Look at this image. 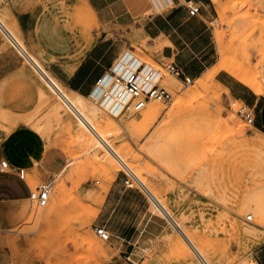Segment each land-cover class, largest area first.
<instances>
[{
    "label": "rangeland",
    "instance_id": "obj_1",
    "mask_svg": "<svg viewBox=\"0 0 264 264\" xmlns=\"http://www.w3.org/2000/svg\"><path fill=\"white\" fill-rule=\"evenodd\" d=\"M212 2L216 18L210 25L216 62L192 78L189 84L164 72L161 85L172 93V100L168 103L155 101L163 108L158 117L144 119V108L138 113L121 114L113 119L94 105L88 94L82 95L104 119L120 128L119 134L108 139L113 149L111 153L102 144H97L90 131L86 133L93 142L84 141L86 130L75 124V115L21 52L44 92L38 95L35 109L4 114L7 123L0 126V141L18 129L37 133L42 139L43 157L35 158V167L32 164L21 167L26 171L25 180L30 189L50 178L55 181L43 209L30 199L0 208V215L7 210L14 211V205H20L21 210L20 215L15 212L10 215L11 220L5 224L0 222V264H107L110 261L118 264L113 258L112 241L100 240L94 233L93 224L106 216V213L101 214V204L110 183L116 181L123 187L124 165L142 183L141 187L134 188L141 200L136 198L124 203L133 211V221L139 218L140 210L149 207L150 213L165 220L167 230L152 240L139 241V237H135V252L126 254L122 264H198L197 255L175 229L168 214L183 223L185 232L192 235L195 244L205 249L215 263L242 264L253 258V249L264 242V212L254 214L244 201L258 198L264 209V155L257 156L258 151L244 145L240 135L264 139V125L259 124L260 116L264 117V95L255 94L226 70L219 71L225 73L223 76L228 81H236L259 97L253 108L255 123L251 125L237 113L247 104L237 100L219 81L217 74L206 89L199 86L209 70L223 65L259 83L264 92V0ZM143 3L140 16L155 14L149 0H143ZM0 19L4 22L1 14ZM0 32L4 34L1 29ZM130 39L131 46H125L120 53L133 48L144 61L156 65L159 47L147 46L135 34ZM24 47L45 69L42 61ZM66 88L64 86L65 92L72 98ZM189 91L200 94L187 100L184 96ZM59 105L73 116L69 113V118L56 125L54 110ZM39 122H52L58 133L52 131L56 135L51 133L50 138H42L33 128ZM117 151L123 161L117 158ZM44 154L53 157L54 167L47 165ZM96 155L106 158L100 159ZM14 168L16 166L12 165L9 169ZM58 187H61L60 200L56 202L54 197ZM247 215H251L250 220L246 219Z\"/></svg>",
    "mask_w": 264,
    "mask_h": 264
},
{
    "label": "crops",
    "instance_id": "obj_2",
    "mask_svg": "<svg viewBox=\"0 0 264 264\" xmlns=\"http://www.w3.org/2000/svg\"><path fill=\"white\" fill-rule=\"evenodd\" d=\"M149 1L155 14L147 16H140L143 0H0V14L28 50L42 61L45 70L80 95L88 94L122 48L131 46L133 34L147 46L159 47L155 58L173 61L191 78L216 62L210 25L216 18L212 0H170L162 9L159 3ZM188 1L200 7L197 15L188 14ZM223 74L217 73L219 81L237 100L254 108L259 97L236 81H228ZM42 92L44 88L26 64L25 56L0 32L2 111L8 114L35 109ZM259 124L264 125L262 115ZM36 157H43L42 139L30 129H18L0 141V160H7L11 166L29 167ZM28 191V185L14 173L1 174L0 208L29 199ZM136 198L141 200L136 189L124 184L122 187L116 181L110 183L101 204V214L106 216L93 224L108 231L107 241H112L113 258L118 264H122L126 254L135 252V237L139 241L152 240L167 230L165 220L150 213L149 207L140 210L139 218L133 221V211L124 203ZM13 209L0 215L1 223L10 221L14 212L20 215V205ZM253 258L264 264V242L253 249Z\"/></svg>",
    "mask_w": 264,
    "mask_h": 264
},
{
    "label": "built area",
    "instance_id": "obj_3",
    "mask_svg": "<svg viewBox=\"0 0 264 264\" xmlns=\"http://www.w3.org/2000/svg\"><path fill=\"white\" fill-rule=\"evenodd\" d=\"M160 9L167 6L170 0H152L153 3H160ZM186 8L190 16L199 13L200 7L192 2L186 3ZM164 72L176 79H181L184 84H189L192 78L185 75L183 70L173 61L167 59L159 60L156 65L144 61L137 55L133 48H129L119 53L114 62L95 81L88 97L91 102L104 110L108 114H134L143 110L152 101L168 103L172 100V93L161 82ZM239 116L248 124L255 123V112L253 108L244 104L237 110ZM5 160L0 161V175L14 173L18 179L26 182V171L21 167L12 170ZM122 174L123 184L126 188L141 187L140 181L133 171L124 165ZM54 179L50 178L39 183L34 189L28 191V198L35 205L43 209L48 202ZM28 185V184H27ZM246 219L250 220L248 215ZM95 235L103 241L109 239V233L103 226L94 227ZM107 264H115L110 261Z\"/></svg>",
    "mask_w": 264,
    "mask_h": 264
},
{
    "label": "bare ground",
    "instance_id": "obj_4",
    "mask_svg": "<svg viewBox=\"0 0 264 264\" xmlns=\"http://www.w3.org/2000/svg\"><path fill=\"white\" fill-rule=\"evenodd\" d=\"M152 1V0H151ZM86 3V2H85ZM157 4V3H156ZM163 4L162 1H160L159 6ZM82 5V4H81ZM80 5V6H81ZM158 6V5H156ZM79 7V5H78ZM77 7V8H78ZM12 15V14H11ZM13 17V16H12ZM13 21V18H12ZM0 29L1 31L4 33V35L11 40L20 50L21 52L27 57V60L30 61V64L32 65L33 69L35 71H37V73H39L40 77L42 78V80L44 82L47 83V85L50 87V89L57 95V97L62 101V103L75 115L76 117V121L75 124L77 126H82L86 131H84L83 134V139L85 142L87 143H92V138L86 133L88 131H90L93 134V138L95 139V141H97V144L100 145L102 144L104 147H106L109 152H113V149L111 147V145L108 142V139L113 136V135H117L120 133V128H117L114 123L109 120V119H104L102 117V115L95 109V107L93 108L92 106L88 105L86 103L87 98L76 93L73 92L71 90H68L72 93L73 97L70 98L69 95H67V93L64 90V85L54 76H50L47 74L46 70L42 68L41 64L34 59V57L30 56L28 54V51L25 49L24 44L21 40V36L19 37L7 24L6 22L2 21L0 19ZM13 31V32H12ZM79 44V43H78ZM77 45V44H76ZM220 70H226L234 79L238 80L239 82H241L244 86L248 87L252 92H254L257 95L263 96L264 92L262 90V87L259 83H255L251 78H249L246 75H242L239 72L235 71V70H231V69H227L225 68L223 65H217L214 68H212L211 70H209L204 78L200 81V86L201 89H206L207 88V84L210 80H213V76L215 74H217ZM52 75V74H51ZM63 87V88H62ZM191 88V87H190ZM67 89V88H66ZM205 93V91H204ZM200 92L196 93L193 91H189L186 93V95L184 96L185 99L189 100L193 97H196L197 95H199ZM200 98V97H199ZM194 101V100H193ZM1 97H0V105H1ZM153 102V101H152ZM148 103L146 108V113L143 114L144 115V119H154L156 117H158L161 112H162V106L159 105L158 103H156L155 101L152 103ZM181 103V102H180ZM179 103V104H180ZM175 104V103H174ZM181 106V105H180ZM174 107V106H173ZM176 107V106H175ZM69 111V113L71 114V112ZM5 112V111H4ZM2 111V109L0 108V126H5L4 122L6 121L4 117V113ZM69 113L64 109V107L62 105H59L57 108H55L54 110V115H55V122L56 125H60V123H62L64 121V119H67L70 117ZM72 115V114H71ZM141 115V114H140ZM73 116V115H72ZM110 116L114 119V118H118L120 117V114L114 113V114H110ZM109 116V117H110ZM105 117V116H104ZM10 118V117H9ZM50 118V117H49ZM126 119V118H125ZM54 120V119H53ZM119 120V119H118ZM126 121V120H125ZM23 122V121H22ZM68 122V121H67ZM25 123V122H24ZM73 123V122H72ZM125 123V122H124ZM17 124V123H16ZM23 124V123H22ZM235 124V123H234ZM241 124V122H240ZM33 125V124H32ZM55 125V123H54ZM55 125V126H56ZM64 125V124H62ZM70 125V124H69ZM244 125V124H243ZM240 126V125H239ZM245 126V125H244ZM14 127V126H13ZM63 127V126H62ZM125 127V126H124ZM234 127V126H233ZM237 127V126H236ZM242 127V125L240 126ZM33 128L36 132H38L39 134H41V137L44 139L50 138L51 137V133H55L57 130V128L54 130L52 122H42L39 124H35L33 125ZM126 128V127H125ZM6 129V128H4ZM60 129V128H59ZM79 130V129H78ZM240 130V129H239ZM6 131V130H5ZM55 131V132H52ZM242 131V130H241ZM244 131V129H243ZM4 132V131H3ZM83 132V130H82ZM256 132H259V130L257 129ZM5 133V132H4ZM58 133V131H57ZM79 133V132H78ZM89 133V132H88ZM56 135V133L54 134ZM53 135V136H54ZM156 135V134H155ZM7 136V135H6ZM80 136V135H78ZM82 136V135H81ZM241 139H242V143L244 145H250L252 146V148H255V150H257L258 152L256 153L257 156L260 155H264V139L263 138H259L256 136H247L244 133H242L241 135ZM77 137V136H76ZM155 137V136H153ZM82 138V137H81ZM80 138V139H81ZM83 141V140H82ZM171 143V142H170ZM93 146V145H92ZM88 149V148H87ZM87 152V150H86ZM92 153V152H91ZM90 153V154H91ZM117 158L120 160L121 157L118 154L117 151ZM124 156V155H123ZM96 157H98L96 155ZM52 158L50 155L48 154H44V161L47 163V165L49 166H53L54 163L52 161ZM100 159H105L106 156L103 157H98ZM1 160H5V159H1ZM0 160V161H1ZM9 166L10 163L5 160ZM121 161H123L121 159ZM96 163V162H95ZM32 167L37 166V161L33 160L32 161ZM54 167V166H53ZM114 167V165H113ZM115 168V167H114ZM115 170V169H114ZM117 170V169H116ZM142 184V183H141ZM61 186V185H60ZM143 187L145 188V190L147 192H150L149 188L147 187V185L143 184ZM60 189L61 187H58V190L56 192V195L54 197V199L56 200V202L59 199V195H60ZM28 201L27 200H22V202ZM55 202V203H56ZM52 203V202H51ZM59 203V202H58ZM57 204V203H56ZM244 204L246 205V207L251 208V211L256 214V215H260L263 214L264 209L263 207H261L259 205V199H254V198H250V199H246V201H244ZM34 206V203H33ZM47 208H45V210H47ZM50 209V208H49ZM56 210V209H55ZM24 211H22L23 213ZM168 214V213H167ZM248 216V215H247ZM251 216V215H250ZM168 217L171 219V221L174 224L175 229L181 234V236L185 239V241L187 242V245L195 252V254L197 255L198 258V264H217L214 262L213 258H211L210 254L205 252V249H202L201 247L197 246L195 244L194 238L192 237L191 234L185 232L186 228L183 225L182 222H178V220H174L169 214ZM1 230V229H0ZM6 231V230H5ZM193 239V240H192ZM101 251V249H100ZM10 262V261H9ZM193 264H197L196 262H194ZM242 264H258L257 261L250 257L248 258L245 262H243Z\"/></svg>",
    "mask_w": 264,
    "mask_h": 264
}]
</instances>
